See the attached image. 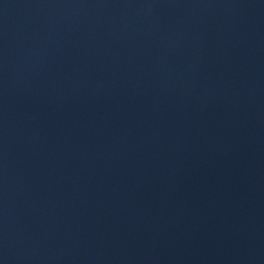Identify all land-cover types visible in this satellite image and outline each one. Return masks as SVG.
Returning a JSON list of instances; mask_svg holds the SVG:
<instances>
[{
	"label": "water",
	"instance_id": "obj_1",
	"mask_svg": "<svg viewBox=\"0 0 264 264\" xmlns=\"http://www.w3.org/2000/svg\"><path fill=\"white\" fill-rule=\"evenodd\" d=\"M0 264H264V0H0Z\"/></svg>",
	"mask_w": 264,
	"mask_h": 264
}]
</instances>
